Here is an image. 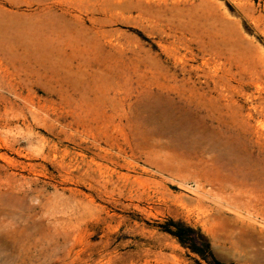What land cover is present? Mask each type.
Masks as SVG:
<instances>
[{
	"label": "rangeland",
	"instance_id": "374dc122",
	"mask_svg": "<svg viewBox=\"0 0 264 264\" xmlns=\"http://www.w3.org/2000/svg\"><path fill=\"white\" fill-rule=\"evenodd\" d=\"M258 238L264 0H0V264H264Z\"/></svg>",
	"mask_w": 264,
	"mask_h": 264
},
{
	"label": "trees",
	"instance_id": "16d2710c",
	"mask_svg": "<svg viewBox=\"0 0 264 264\" xmlns=\"http://www.w3.org/2000/svg\"><path fill=\"white\" fill-rule=\"evenodd\" d=\"M172 226V228L174 227V228H176L177 230L175 231V232H172V230L170 229V227ZM166 228L167 229H165L166 230V232H168V233H170V234H172L173 236H175V237H177V238H179V239H181L182 237H187L188 239H189V241L190 242H192L193 244H192V246H193V249H196V244L194 243V238H193V234L195 233L192 229H190V228H180V227H178L177 226V224H175V223H173L172 221L171 222H169L168 223V225L166 226ZM197 238V237H196ZM202 238V237H201ZM183 239V238H182ZM199 239V238H198ZM203 239V238H202ZM201 240V239H200ZM199 240V241H200ZM206 240V239H205ZM204 239L202 240V242L200 241V243H201V245H204V249H202V250H200V249H198V250H194L195 252H197L198 254H200L201 256H204L205 255V252H207L208 254H210L211 255V253H210V250H209V245L207 244V242L205 241ZM182 241V240H181ZM215 261V260H214ZM215 263L216 264H221V263H219V262H216L215 261Z\"/></svg>",
	"mask_w": 264,
	"mask_h": 264
},
{
	"label": "crops",
	"instance_id": "0c3cea01",
	"mask_svg": "<svg viewBox=\"0 0 264 264\" xmlns=\"http://www.w3.org/2000/svg\"><path fill=\"white\" fill-rule=\"evenodd\" d=\"M256 238H257V236H256ZM256 241H258V243H259V248L260 249H262V248L264 249V238H260V239L258 238V240H256ZM241 245H243L242 242H241ZM256 257H257V260H258V258L259 259L260 258H264V254L261 253V252L260 253L258 252Z\"/></svg>",
	"mask_w": 264,
	"mask_h": 264
}]
</instances>
